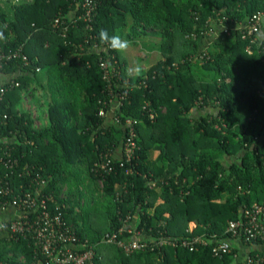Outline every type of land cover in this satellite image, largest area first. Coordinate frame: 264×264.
Returning a JSON list of instances; mask_svg holds the SVG:
<instances>
[{
  "label": "trees",
  "instance_id": "obj_1",
  "mask_svg": "<svg viewBox=\"0 0 264 264\" xmlns=\"http://www.w3.org/2000/svg\"><path fill=\"white\" fill-rule=\"evenodd\" d=\"M7 2L0 48L20 57L0 63V191H12L0 195V208L43 180L47 210L94 249L95 264H243L233 263V246L221 257L211 247L232 241L227 227L241 208L264 206V40L250 44L239 27L264 13V0H95L91 23L77 19L83 0ZM213 23L222 30L198 52ZM101 29L122 38L128 30L132 44L154 33L160 57L128 75L120 52L98 39ZM103 59L121 72L110 88ZM21 97L45 103L46 125L19 113ZM127 120L135 122L137 147L129 162ZM134 216L150 243L145 251L125 255L100 243ZM5 230L0 264H45L28 233ZM193 236L208 247L190 252L169 243Z\"/></svg>",
  "mask_w": 264,
  "mask_h": 264
},
{
  "label": "built area",
  "instance_id": "obj_2",
  "mask_svg": "<svg viewBox=\"0 0 264 264\" xmlns=\"http://www.w3.org/2000/svg\"><path fill=\"white\" fill-rule=\"evenodd\" d=\"M17 3L18 0H6ZM97 1V0H96ZM82 14L77 16L78 20L84 22H92L97 9L95 0H83ZM58 21H55L53 27L57 26ZM264 13L258 12L253 14L246 20L244 24L239 27L242 29V39L249 40L250 44L259 43L258 36L264 29ZM64 32L67 28L63 29ZM64 37L65 35L62 34ZM248 54H251V47L248 45L245 48ZM20 57L18 53L14 51L3 52L0 48V63L10 61L12 58ZM23 61H26V57L21 56ZM99 68L102 71V78L107 83L108 88L111 87V77L120 79V70L113 67L107 60H101ZM3 85V84H2ZM0 87V99L5 93V89ZM126 93V92H125ZM124 95H119L118 100H123ZM103 115V113H100ZM151 118L153 115L150 116ZM135 122L133 120H127L125 127L128 129L127 136L124 138V159L123 161L129 162L134 158L136 151L135 137L136 133L133 128ZM122 161V162H123ZM17 161L14 160L9 166L16 165ZM123 163L120 164V166ZM38 181V180H37ZM37 186L33 190H26L23 197H14V201L10 206H14L18 209L19 215L13 220L9 227L4 222L0 225L1 229H9L12 232L28 233L35 241V245L39 252L45 257V264H95V252L93 248H86L85 245L79 242L76 238V234L73 230L66 227L65 223L61 219L59 214H51L47 210V202L52 201L51 197L42 195V189L46 182L38 181ZM102 184L100 183V188ZM12 192L9 189H3L1 194H7ZM30 215H34L32 220ZM11 221V220H10ZM227 232L234 240H239L245 244H255L257 241L264 242V206L254 204L250 207H243L240 209V215L237 220L231 221L228 224ZM126 233L131 234L129 229ZM118 234V235H117ZM107 234L102 240V245H112L116 247L120 252L125 255H132L140 251H145L150 243L147 239L142 240L140 238L130 239L129 237H122L123 231L119 230L118 233ZM138 235L137 233H134ZM165 243L161 241L160 244ZM173 247L180 246L190 252H195L200 246L208 247L209 242L205 241L202 237L193 236L190 239L169 242ZM232 244L230 241H219L211 247V254L214 257H221L223 254L231 252ZM235 257V255H234ZM243 264H264V254L262 256H256L255 258L245 257Z\"/></svg>",
  "mask_w": 264,
  "mask_h": 264
},
{
  "label": "crops",
  "instance_id": "obj_3",
  "mask_svg": "<svg viewBox=\"0 0 264 264\" xmlns=\"http://www.w3.org/2000/svg\"><path fill=\"white\" fill-rule=\"evenodd\" d=\"M221 25L218 24H212V28L209 29L208 34L206 36L205 39L201 40L198 44V52L207 50V48L209 47L210 43H211V39L214 38L215 36H217L219 34V32L221 31ZM153 35H156L153 33ZM152 36V34H151ZM259 39V43L261 44L264 40V29L261 31V33L258 36ZM179 50V49H178ZM124 62V60H122ZM134 75V74H131ZM29 98H25V97H21V101L19 102L18 105V109H19V113H26V114H30L31 118L34 119V125L38 124V126L35 125V127L39 128L42 125H46L48 118H47V112H46V105L45 103H42L43 101L39 102V103H34L32 100H28ZM27 101L26 103L29 104V109L26 111L23 108V103ZM42 105V106H39ZM34 107L31 108L30 107ZM117 107V103L115 102V104H113L112 106V111ZM32 111L34 112V115L32 114ZM112 113V112H111ZM110 113V114H111ZM203 112L200 111H194L193 112V117H199L200 115H202ZM121 147H119V149L116 151V157L119 158L120 155H122V151H121ZM122 157V156H121ZM230 159V158H228ZM229 161H233V159H230ZM263 206V205H260ZM19 215V211L16 207L14 206H8L6 208H0V225L6 221L15 219L17 216ZM130 219V221H129ZM136 224H137V218L136 216H134L132 219L131 218H126V220L124 221V224L121 227V230L123 231V233H126L127 228L132 231L131 234L126 233L125 237H129L130 239H134V238H140L142 239V235H140L141 233L136 231ZM189 230H193L195 228V224L194 223H189L188 226ZM134 233H137L138 235H135ZM8 236V231H6L5 229H1L0 227V240L5 239ZM222 239H219V241ZM224 240V239H223ZM229 240V239H228ZM232 246L235 249V257H233V263L236 262H243L245 257L247 256V253L250 250H255V251H260V252H264V245L262 244H251L250 246H247L248 244H245L239 240H234L232 239L231 241ZM21 263H24L23 259H20ZM37 264H44L43 262L39 261V263Z\"/></svg>",
  "mask_w": 264,
  "mask_h": 264
},
{
  "label": "rangeland",
  "instance_id": "obj_4",
  "mask_svg": "<svg viewBox=\"0 0 264 264\" xmlns=\"http://www.w3.org/2000/svg\"><path fill=\"white\" fill-rule=\"evenodd\" d=\"M19 1L23 2L25 0H19ZM0 6L3 9L7 10V12L9 11L8 10L9 3L6 0H0ZM127 33L128 30H125L123 37L124 39L126 38ZM142 39L144 40H139V39L137 40L138 44H132L130 42V45L127 48V50L120 52L121 60H124L125 70L128 75L131 74L136 75L142 71L147 70L148 67L160 57V51L158 50V41H159L158 37H156V35L143 36ZM145 40L148 41L147 46L143 43V41ZM137 69H139V71H137ZM26 102L27 101L23 103V108L27 111L29 109V104H27L28 102L27 103ZM34 103H38V102L34 101ZM32 114L34 115L33 111ZM35 125L38 126V124ZM94 191L95 193H98L96 189H94ZM61 197L63 198L64 195H61Z\"/></svg>",
  "mask_w": 264,
  "mask_h": 264
},
{
  "label": "clouds",
  "instance_id": "obj_5",
  "mask_svg": "<svg viewBox=\"0 0 264 264\" xmlns=\"http://www.w3.org/2000/svg\"><path fill=\"white\" fill-rule=\"evenodd\" d=\"M3 34L0 33V39H3ZM101 44H107L112 50L116 52H123L127 50L130 45V41L122 38L120 35L113 34L109 36L108 32L104 29H101L99 32V37ZM139 71V69H137Z\"/></svg>",
  "mask_w": 264,
  "mask_h": 264
}]
</instances>
